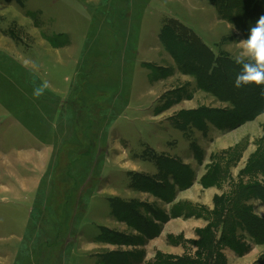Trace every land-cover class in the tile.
<instances>
[{"label": "rangeland", "instance_id": "1", "mask_svg": "<svg viewBox=\"0 0 264 264\" xmlns=\"http://www.w3.org/2000/svg\"><path fill=\"white\" fill-rule=\"evenodd\" d=\"M243 2L0 0V264H264Z\"/></svg>", "mask_w": 264, "mask_h": 264}, {"label": "clouds", "instance_id": "2", "mask_svg": "<svg viewBox=\"0 0 264 264\" xmlns=\"http://www.w3.org/2000/svg\"><path fill=\"white\" fill-rule=\"evenodd\" d=\"M245 50L252 53L254 62L246 63L237 57L235 62L241 65L242 70L236 76L235 86L264 85V16L251 28ZM36 94L39 95V92Z\"/></svg>", "mask_w": 264, "mask_h": 264}, {"label": "trees", "instance_id": "3", "mask_svg": "<svg viewBox=\"0 0 264 264\" xmlns=\"http://www.w3.org/2000/svg\"><path fill=\"white\" fill-rule=\"evenodd\" d=\"M231 1L234 2L235 0H215L216 4H218L219 7H222V5H223L224 7H226V10H228V11H230V13H232L231 17H232L233 20H235V18H236V20H238L239 22L244 23L242 25L244 28H246V26L250 27L251 24L247 25L248 21L243 19V16H244L243 13H239V11H238L239 8H242L241 4L245 5V3L243 2L244 0H236L232 4L233 7H230L231 6ZM247 6H248V11L246 10V12L248 14H252L255 5H246L245 7H247ZM230 8H231V10H230ZM221 11L224 12L223 10H221ZM251 18L253 19V17H251ZM253 26H254V24H253Z\"/></svg>", "mask_w": 264, "mask_h": 264}]
</instances>
